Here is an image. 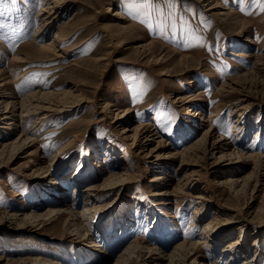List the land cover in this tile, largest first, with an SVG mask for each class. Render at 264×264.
Here are the masks:
<instances>
[{
	"label": "rangeland",
	"instance_id": "374dc122",
	"mask_svg": "<svg viewBox=\"0 0 264 264\" xmlns=\"http://www.w3.org/2000/svg\"><path fill=\"white\" fill-rule=\"evenodd\" d=\"M64 1L43 36H34L41 0L0 2V94L15 103L31 92L83 101L42 120L36 112L0 121V264H81L91 255L92 264H116L134 243L157 252L133 253L126 264H169L166 255L192 243L179 264H225L240 230L238 259L227 264H264V0H154L159 10L148 0ZM182 21L201 39L190 41ZM58 32L55 53L38 51ZM141 126L153 142L122 133ZM208 130L228 143L224 152L250 160L219 161L220 151L197 142ZM23 136L31 141L18 146ZM121 175L92 203L95 222L85 236L73 221L85 208L73 187L83 193ZM226 178L241 187L222 184ZM165 191L169 196H160ZM50 210L65 212L1 219ZM157 220L174 232L153 235L148 226Z\"/></svg>",
	"mask_w": 264,
	"mask_h": 264
},
{
	"label": "bare ground",
	"instance_id": "6f19581e",
	"mask_svg": "<svg viewBox=\"0 0 264 264\" xmlns=\"http://www.w3.org/2000/svg\"><path fill=\"white\" fill-rule=\"evenodd\" d=\"M67 2V1H66ZM66 2L64 0H41L40 3V13L38 14V21H40V25L38 30L36 31V34H34V36H40L42 35L41 33H43L45 30L50 29L55 22L57 21V19L60 18L61 14H62V7L65 6L64 4H66ZM197 2H209V0H197ZM211 8H215V7H211ZM75 13V12H74ZM117 14H114V16H116ZM65 28H69V26L65 27ZM61 34V32L55 33L52 40L54 39V41H50L47 44L42 45V47H39L38 51H46L49 52L51 54L55 53V50L59 47V35ZM43 36V35H42ZM146 51V50H145ZM55 56V55H54ZM61 57L58 56L57 59ZM15 61L17 62H22L23 60L21 59H16ZM259 71H263V70H259ZM62 96L67 95V93H62ZM53 96H55L52 93H38V92H31L29 94H26L22 100L18 103L15 102H7V100L9 99L8 97L0 94V121H11L13 120L15 117L16 118H26L32 115H35L36 112L38 113H44L43 117L40 118V120H42L44 117L48 116V114H54V113H65L68 111H72L75 108H77L78 105H80L82 102L80 99H77V96L73 97V100H70L72 102H67V101H55ZM72 98V97H71ZM76 98V99H75ZM53 100V101H52ZM199 113H196V116H198ZM58 115V114H57ZM194 115V114H193ZM124 118L125 120H128V113H124V115L121 117ZM118 123V122H117ZM15 129V127H14ZM134 134L132 131V135H127V132H129L128 130H124L122 131V133L125 134L126 138H133L134 142L140 143L141 139H145V142H153V140L150 138L151 135L149 132V129H147L146 127H137L134 129ZM210 130V129H209ZM206 131L205 133H203L202 138H200L197 142H206L207 141V148H208V152H211L213 154V151H220V156L218 157L219 161H224L226 162V165H230V164H236L239 161H248L250 160L248 157L243 156L242 154H240L238 151L232 149V150H228V152H224L223 149H229L228 143H224V139H222L221 137L214 138L212 131L209 132ZM131 132V131H130ZM134 135V136H133ZM136 135V138H135ZM132 136V137H131ZM183 138V137H182ZM186 137H184L183 139H185ZM212 139V141L210 140ZM30 138L23 136V137H19L15 140V142H18V146H22V144H28L30 142ZM144 141V140H143ZM198 143V144H199ZM14 143L10 144V147L13 146ZM196 144V142L194 143ZM195 150H197L195 148ZM258 158V157H257ZM183 165H188V163H182L181 162V167H183ZM79 167L77 168L75 175H77V179L78 176L80 175L79 173L81 171L84 170V166L83 163H80L78 165ZM76 177V176H75ZM115 177V176H113ZM124 177H126V175H121L119 177H115V179H110L107 181V183H105L104 186L98 188L97 186H87L85 189H83V193L76 191L77 190V186L73 187V191L76 192V198L79 197L80 202L79 204H84L85 208L80 212V213H76L74 214V225L76 227V229H78L79 231H84L85 236L88 235V230H86L85 228L87 227H93L92 224L95 222V218H92L93 214L96 212L97 207L94 206V204H92L93 202H96V199L98 197V195L100 193H102V191L105 190H109L108 187H111L113 185L118 186V184H120V182L124 179ZM79 180V179H78ZM158 181V180H162L161 178L158 179H154V181ZM184 181V180H183ZM163 182V181H162ZM112 183H115L113 185H111ZM222 184H229L230 187H234V189H237L240 186V184L242 183V181L239 180H235L234 178H226L225 180L221 181ZM77 184V183H76ZM183 185H188L187 182H184ZM243 186V184H242ZM114 188V186H113ZM61 189V188H59ZM60 191V190H59ZM47 193L50 192L49 190L46 191ZM166 191L161 193L160 196H169ZM46 198H51V195H46ZM37 200V199H36ZM51 200V199H49ZM168 200V199H165ZM41 201V200H39ZM42 202V201H41ZM92 204V206H91ZM65 211H59V210H50L48 211L47 215H35V216H29L27 218L24 217V219H18V215L16 214H10L8 212L4 213V216L1 217V219H7L8 222L11 221H21L24 222L25 220H27L28 218H34L36 220H42V219H47L49 217H56L58 215H62ZM72 213V212H71ZM2 213H0L1 216ZM51 222V220H50ZM124 222H127L124 221ZM123 222V223H124ZM148 222V221H147ZM230 224V223H225L224 225H221L223 228L220 229L221 231L214 230L213 233L215 236L216 233L217 235L219 233H224L227 229L226 226ZM123 227H125L126 229L128 228L127 224L122 225ZM148 228H150V231L153 233V235H161L163 236V239L165 237V234H168V232H170L171 230L174 229L172 228L171 224H167L166 221L163 220H157L154 221L152 226H148ZM210 226L209 224H207L206 228H203V231L201 233V235H207L209 233V231L205 232L206 230H209ZM205 230V231H204ZM212 233V234H213ZM122 234V233H121ZM211 234V237H212ZM210 237V238H211ZM206 239H210L208 236H205ZM213 238V237H212ZM242 240H243V233L240 230L237 239H235L234 241L230 242L229 244V249L226 253H229V258L225 260V256H224V261L225 264L227 263H235V261L238 259L237 255H239V250L242 246ZM213 240H211L212 242ZM210 241H208V244L211 243ZM94 243V242H92ZM114 245L115 242H114ZM118 245V244H117ZM213 245V244H212ZM255 244H253L254 246ZM196 244L189 245V246H183L182 244L177 245V247L174 248V250L166 255L167 256V260L169 262V264H179V263H185V261L187 259L190 258L191 256V251L194 250ZM91 247H96V248H101L98 245L95 246H91ZM156 248L151 247H144L141 246L138 243H134L129 245L125 250H123V253L120 257V259L116 262V264H126L128 261L131 260V256L133 253L136 254H141V253H149L150 255L155 254L157 251H155ZM257 253V252H256ZM161 254V253H160ZM225 254V253H224ZM227 255V254H226ZM161 258L163 259V254H161ZM221 256V254H220ZM259 256V255H258ZM81 259V258H80ZM97 259L96 255H91L88 256L86 258L85 261L81 260V264H92L93 262H95V260ZM3 261V258L0 256V262ZM255 262H257V259L252 258V259H248L245 258L242 262V264H255ZM22 264H25L24 262H22ZM27 264H60L59 262H49L46 260H34L31 262H27Z\"/></svg>",
	"mask_w": 264,
	"mask_h": 264
},
{
	"label": "snow or ice",
	"instance_id": "6c2138e0",
	"mask_svg": "<svg viewBox=\"0 0 264 264\" xmlns=\"http://www.w3.org/2000/svg\"><path fill=\"white\" fill-rule=\"evenodd\" d=\"M0 2H2V0H0ZM10 2H11L12 4H15V3H16V0H10ZM148 3H149V4H152L153 7H155L157 10H159L158 6L155 5L154 0H148ZM0 15H3V13H0ZM2 26H3V25H0V27H2ZM172 26H173V28H175V24H174V23H173ZM180 30H181L182 32H185V31H186V32L189 34V40H190V41H191L192 39H197V40L201 39V38L195 36L196 29H192V28H190V27H188V28L186 29V28H185V25H184V23H183V21L181 22Z\"/></svg>",
	"mask_w": 264,
	"mask_h": 264
}]
</instances>
